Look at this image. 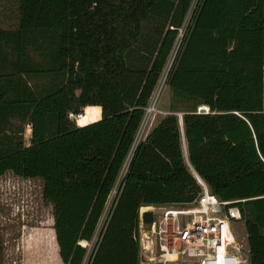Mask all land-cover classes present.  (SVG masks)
<instances>
[{"label": "trees", "instance_id": "obj_1", "mask_svg": "<svg viewBox=\"0 0 264 264\" xmlns=\"http://www.w3.org/2000/svg\"><path fill=\"white\" fill-rule=\"evenodd\" d=\"M17 1V28L0 27V176L42 180L61 261L83 263L126 165L87 264H140V209L191 205L189 166L238 201L264 264V0H197L187 23L194 0ZM178 39L169 113L133 146Z\"/></svg>", "mask_w": 264, "mask_h": 264}, {"label": "built area", "instance_id": "obj_2", "mask_svg": "<svg viewBox=\"0 0 264 264\" xmlns=\"http://www.w3.org/2000/svg\"><path fill=\"white\" fill-rule=\"evenodd\" d=\"M152 103L149 101L145 108L133 146L146 134L150 114L154 111ZM197 110L209 112L206 106H199ZM189 167L201 189L191 205L151 206L140 209L139 263L245 264L248 262L249 249L245 247L246 251L242 252L244 246L236 241L230 226L233 221H242L238 201L219 199L197 172ZM155 208L158 212H154ZM148 210L153 214L149 225L142 219V214ZM81 244L90 246L87 241H82Z\"/></svg>", "mask_w": 264, "mask_h": 264}, {"label": "rangeland", "instance_id": "obj_3", "mask_svg": "<svg viewBox=\"0 0 264 264\" xmlns=\"http://www.w3.org/2000/svg\"><path fill=\"white\" fill-rule=\"evenodd\" d=\"M197 0H194L186 23L191 15ZM18 1L0 0V27L3 29H15L18 26ZM180 40H176L169 55L167 63L162 71L158 83L153 91L150 102H154V111L150 114V121L147 131L154 125L161 116L169 113L171 101L170 90L166 84L168 70L174 60L178 50ZM34 80H31L33 83ZM182 105L178 104V108ZM160 111V112H158ZM180 112H177L179 117ZM69 118L75 122V115L70 114ZM83 120V119H82ZM30 125L25 126L24 141L29 144ZM134 145V144H133ZM126 171V165L121 170L114 185L110 198L104 210L101 224L105 222L107 214L112 206L121 177ZM17 177L12 173H6L0 177V264H29L34 262L39 264L45 255L50 257V263L56 264V248L52 242L50 228L52 226V209L42 199L43 182L39 178H31L12 184L10 181ZM154 212H158L155 208ZM233 236L236 241L243 245L242 252L248 248L247 234L243 221H233L230 224ZM101 228L97 229L94 239L99 235ZM93 242L87 248L89 251L93 247ZM86 255V257H87ZM245 264H248L246 262Z\"/></svg>", "mask_w": 264, "mask_h": 264}, {"label": "crops", "instance_id": "obj_4", "mask_svg": "<svg viewBox=\"0 0 264 264\" xmlns=\"http://www.w3.org/2000/svg\"><path fill=\"white\" fill-rule=\"evenodd\" d=\"M161 118V117H160ZM160 118H158L157 120H156V122L154 123V125L159 121V119ZM181 124V126H182V123H180ZM153 125V126H154ZM152 126V127H153ZM150 130V129H149ZM148 130V131H149ZM148 131L146 130V134L148 133ZM145 134V135H146ZM144 138H145V136H144ZM143 138V139H144ZM142 139V140H143ZM183 143H184V138H183ZM7 173H9V172H7ZM6 174V173H5ZM4 174V175H5ZM4 175H2V176H4ZM2 176H0V177H2ZM17 178L16 179H14V180H12V181H10V183L12 182V184H14L15 182L16 183H18V182H21V181H23V180H30L31 178H27V179H25V178H21V177H18V176H16ZM51 206V205H50ZM143 208V207H142ZM51 209H52V206H51ZM104 214V213H103ZM102 219H103V215H102V217L100 218V221H99V223H98V227H97V229H99V227L100 228H102V226H103V224H101V221H102ZM52 226H53V215H52ZM51 226V228H50V233H51V238H52V242H53V244H54V247L56 248V257H55V261H56V264H64L62 261H61V259H60V257H59V254H58V245H57V242H56V239H55V233H54V230H53V227ZM97 229H96V232H97ZM95 232V233H96ZM95 236V235H94ZM98 237V236H97ZM96 237V238H97ZM94 240H96V239H94ZM90 243H92V242H90ZM89 247V246H88ZM91 251H92V249L89 251V254L91 253ZM88 252V251H87ZM89 254L87 255V257H85V259H84V261H83V263L82 264H87V262H88V259H89ZM29 264H35L33 261L32 262H29ZM39 264H51L50 263V257H47V256H43L42 257V261L39 263ZM248 264H249V262H248Z\"/></svg>", "mask_w": 264, "mask_h": 264}, {"label": "water", "instance_id": "obj_5", "mask_svg": "<svg viewBox=\"0 0 264 264\" xmlns=\"http://www.w3.org/2000/svg\"><path fill=\"white\" fill-rule=\"evenodd\" d=\"M84 109L85 108H80V109H76L74 110L73 114L75 115H81L83 112H84ZM179 119H180V122L182 121L181 119V114H179ZM146 207H151V206H146ZM142 219H143V222L145 224H150L152 222V219H153V214H152V211L148 210V211H145L143 214H142Z\"/></svg>", "mask_w": 264, "mask_h": 264}, {"label": "bare ground", "instance_id": "obj_6", "mask_svg": "<svg viewBox=\"0 0 264 264\" xmlns=\"http://www.w3.org/2000/svg\"><path fill=\"white\" fill-rule=\"evenodd\" d=\"M75 118L78 120H80V119H82L83 118V113L81 114V115H77V116H75Z\"/></svg>", "mask_w": 264, "mask_h": 264}]
</instances>
